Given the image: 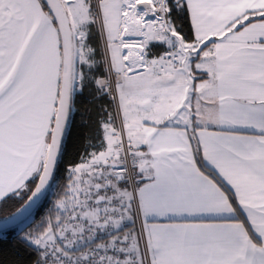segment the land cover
<instances>
[{"label":"snow or ice","instance_id":"1","mask_svg":"<svg viewBox=\"0 0 264 264\" xmlns=\"http://www.w3.org/2000/svg\"><path fill=\"white\" fill-rule=\"evenodd\" d=\"M9 207L0 264H264V0H0Z\"/></svg>","mask_w":264,"mask_h":264},{"label":"trees","instance_id":"2","mask_svg":"<svg viewBox=\"0 0 264 264\" xmlns=\"http://www.w3.org/2000/svg\"><path fill=\"white\" fill-rule=\"evenodd\" d=\"M85 107L87 105L85 104ZM82 115H78L76 117V124L77 127L73 130V139L72 142L68 146V157L67 159L73 158V156L78 152L81 151V142H82V134L86 131V129L80 127L81 121H87L88 117L86 114H83V109ZM12 211V209L9 208H4L0 209V217L3 215H6ZM13 243H14V236L9 234L6 239L0 240V255H3L5 257H10L12 252H13Z\"/></svg>","mask_w":264,"mask_h":264}]
</instances>
